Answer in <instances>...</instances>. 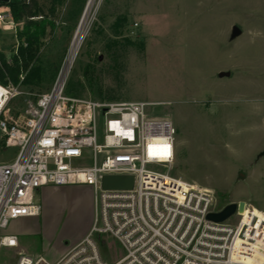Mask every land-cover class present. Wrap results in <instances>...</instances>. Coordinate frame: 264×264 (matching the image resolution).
Masks as SVG:
<instances>
[{"label":"rangeland","instance_id":"1","mask_svg":"<svg viewBox=\"0 0 264 264\" xmlns=\"http://www.w3.org/2000/svg\"><path fill=\"white\" fill-rule=\"evenodd\" d=\"M89 2L66 94L158 104L147 113L171 119L177 130L171 175L211 190L218 210L244 202L242 214L253 213L264 235V0H67L52 18L54 31L47 29L42 61L61 65ZM41 3L47 11L49 0ZM233 27L241 32L236 38ZM16 46L15 33L0 30L3 54L12 58ZM56 77L32 91L21 86L11 112L23 111ZM15 154L0 143V163ZM62 190L43 216L10 221L0 231L18 237L16 248L0 251V264H15L20 254L55 261L65 243L85 235L92 189Z\"/></svg>","mask_w":264,"mask_h":264},{"label":"built area","instance_id":"2","mask_svg":"<svg viewBox=\"0 0 264 264\" xmlns=\"http://www.w3.org/2000/svg\"><path fill=\"white\" fill-rule=\"evenodd\" d=\"M0 30L16 34L10 11L0 9ZM77 54L72 42L52 87L17 114L9 105L24 94L21 85L0 84V143L16 150L12 162L0 163V231L40 217L43 203L35 201L45 188L93 191L90 227L79 241L66 243L55 261L20 254L15 264H264L253 213L237 208L213 222L207 216L223 209L214 193L171 175L177 130L171 119L147 113L158 104L66 94ZM108 176L131 177L133 186L104 189ZM17 246L16 235L0 234V251Z\"/></svg>","mask_w":264,"mask_h":264},{"label":"trees","instance_id":"3","mask_svg":"<svg viewBox=\"0 0 264 264\" xmlns=\"http://www.w3.org/2000/svg\"><path fill=\"white\" fill-rule=\"evenodd\" d=\"M66 1L49 0V9L46 11L42 0H0V8H9L13 16L18 43L17 53L12 58L0 54V84L8 85L11 82L32 91L53 81L60 64L42 61L41 50L47 29L50 28L52 32L56 27L52 18ZM90 73L94 71L88 66L84 70L87 80L91 79ZM21 75H24L23 81H20Z\"/></svg>","mask_w":264,"mask_h":264},{"label":"water","instance_id":"4","mask_svg":"<svg viewBox=\"0 0 264 264\" xmlns=\"http://www.w3.org/2000/svg\"><path fill=\"white\" fill-rule=\"evenodd\" d=\"M240 30L237 27H233L232 29V38H236L240 35ZM230 73H220V78L229 77ZM260 157H264V151L259 155ZM240 177H243L240 174ZM133 178L131 177H120V176H108L104 177L102 186L104 189H131L133 186ZM243 203H233L225 206L220 212L218 213H210L207 218L216 223H222L232 217L238 208L239 213H243L241 207L239 206Z\"/></svg>","mask_w":264,"mask_h":264},{"label":"crops","instance_id":"5","mask_svg":"<svg viewBox=\"0 0 264 264\" xmlns=\"http://www.w3.org/2000/svg\"><path fill=\"white\" fill-rule=\"evenodd\" d=\"M63 191L62 189H56V188H45L43 189L41 192H40V198H41V201H42V205H43V212L42 214H44V211H49L50 208L53 207L52 205V202H51V198L53 197L54 193L57 192V191ZM92 213L89 212V219H92V216H91ZM43 216V215H41ZM91 223V222H90ZM90 226V225H89ZM89 226H88V229H89ZM88 231V230H87ZM86 231V233H87ZM85 233V234H86ZM81 239V238H80ZM79 239V240H80ZM78 241V240H77ZM66 244V243H65Z\"/></svg>","mask_w":264,"mask_h":264},{"label":"bare ground","instance_id":"6","mask_svg":"<svg viewBox=\"0 0 264 264\" xmlns=\"http://www.w3.org/2000/svg\"><path fill=\"white\" fill-rule=\"evenodd\" d=\"M90 6H91V2H89L88 9H87V11H86V13H85V15H84V18H83V20H82V22H81V24H80V26H79V28H78V30H77V32H76V35H75V37H74V39H73V45H74L75 51H78V49H79V47H80V44H81V43H80V42H81V40H80V35H81V32H82V30H83V28H84V21H85V19H86V15H87V12H88ZM239 203H243V204H240V205H239V206L241 207L242 212H243V211H244L245 203H244V202H239Z\"/></svg>","mask_w":264,"mask_h":264}]
</instances>
